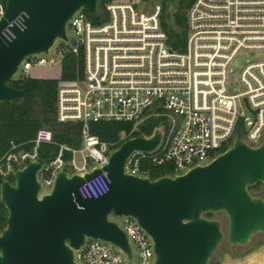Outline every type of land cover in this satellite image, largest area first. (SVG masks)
Listing matches in <instances>:
<instances>
[{"label": "built area", "instance_id": "2783aa9c", "mask_svg": "<svg viewBox=\"0 0 264 264\" xmlns=\"http://www.w3.org/2000/svg\"><path fill=\"white\" fill-rule=\"evenodd\" d=\"M162 11V3L147 13L134 1L122 0L99 11L98 24L84 9L69 21L72 45L69 51L59 49V67L74 55L82 58L83 74L71 85H60L57 120L82 124V146L61 147L57 159L45 163L38 175L40 196L46 188L53 189L62 171L69 177L84 176L93 170L91 163L106 167L111 155L138 138L135 133L152 119L164 121L156 131L162 134L161 143L151 153L134 152L125 164L126 175L150 179L151 168L168 167L169 177L176 178L209 165L237 140L252 148L264 143V0H195L187 11L185 52L170 49ZM4 12L0 3V18ZM28 18L21 13L2 35L14 41V28L25 30ZM49 54L26 59L17 80L30 78L35 69L55 68L56 60L43 58ZM245 56L253 60L236 73V63ZM114 122L131 124L133 129L120 133L111 144L91 134V124ZM53 142L51 130L39 129L31 152H12L0 159V176L8 181L18 170L38 162L40 147ZM65 152L72 153L70 162L64 161ZM77 155L82 156V167L76 164ZM111 185L103 172L79 193L84 200H98ZM119 227L128 238L132 258L110 243L87 239L75 252V262L131 264L137 256L135 264H155L153 241L137 221L125 218Z\"/></svg>", "mask_w": 264, "mask_h": 264}, {"label": "water", "instance_id": "95a60500", "mask_svg": "<svg viewBox=\"0 0 264 264\" xmlns=\"http://www.w3.org/2000/svg\"><path fill=\"white\" fill-rule=\"evenodd\" d=\"M101 0H7L0 18V103L20 102L25 95L11 86L23 62L31 56L49 54L57 41L68 43L67 26L80 10L99 14ZM154 0H140L148 6ZM172 15L178 0H165ZM28 15L26 28H14L9 42L3 30L17 16ZM162 134L135 138L123 144L103 169L69 177L62 171L49 194L40 196L38 175L45 161L30 163L14 174V183L4 181L1 203L8 211L7 227L0 235V264H77L87 239L100 240L132 251L124 231L112 218H132L154 244L155 264H209L222 243L244 247L264 234V198L250 189L264 188V143L252 148L242 140L212 163L186 175L158 180L125 174V164L134 152L155 151ZM107 172L110 192L98 200H84L79 189ZM225 214L223 223L206 216Z\"/></svg>", "mask_w": 264, "mask_h": 264}, {"label": "trees", "instance_id": "16d2710c", "mask_svg": "<svg viewBox=\"0 0 264 264\" xmlns=\"http://www.w3.org/2000/svg\"><path fill=\"white\" fill-rule=\"evenodd\" d=\"M122 0H101L100 12L109 3ZM195 0H178L176 10L172 15L167 14L165 0H162L163 11L161 24L168 36L170 49L176 52H185L188 41L187 31V11ZM5 7L7 0H0ZM96 24L100 23L101 16L93 18ZM83 74V61L74 55L67 56L63 63L59 78L38 79L27 78L14 80L11 86L25 92L20 102L0 103V159L9 153L31 152L34 148V140L37 132L41 128H47L53 133V144L42 145L39 149V158L46 163L57 159L61 147L72 150H79L82 146V124L81 123H59L57 120V97L62 83L75 82ZM164 125L162 119H152L147 121L135 133V137L151 138L157 129ZM133 129L127 123H97L91 124L90 130L93 136L98 137L104 143H115L122 132L130 133ZM16 148L13 150V148ZM63 159L65 162L72 160V153L65 152ZM168 167L151 168L150 179L155 181L164 177H169ZM9 182L14 183V178L10 177ZM4 182L0 176V235L7 227L8 211L1 203V186ZM263 187L262 184L250 189ZM253 194V193H252ZM255 197L264 198V192ZM211 219L212 214L206 216Z\"/></svg>", "mask_w": 264, "mask_h": 264}, {"label": "rangeland", "instance_id": "374dc122", "mask_svg": "<svg viewBox=\"0 0 264 264\" xmlns=\"http://www.w3.org/2000/svg\"><path fill=\"white\" fill-rule=\"evenodd\" d=\"M130 1H134L138 5V8L140 10L145 11L147 13H150L152 11V8L154 7L155 4L162 3V0H154L153 2H151L150 5L143 6L140 4V0H130ZM100 10L101 9L99 4V11ZM68 35L71 42L64 43L61 41H57L51 53L49 55L43 56V58L47 60H56L57 66L53 69H49V68L35 69V71L32 73L30 78L37 77V78H45V79L47 78L55 79L60 77L62 67H59V64L61 62L59 49L62 48L65 51H69L71 49L73 35L70 30L68 31ZM252 60H253L252 56H245L243 58H240L235 65L234 68L235 72L236 73L239 72L242 69V67L246 65L247 61H252ZM19 77L20 76L17 75L15 80H17ZM66 85H71V83ZM161 128L162 127L157 129V131L160 130ZM76 164L78 167L83 166V160L81 155L76 156ZM96 166L97 164L91 163V165L89 166V170L94 169ZM68 170L72 172V165L68 166ZM50 192L51 190L46 188L43 193L47 194ZM260 192L261 193L264 192L263 187H260L259 189H254L251 193L259 195ZM211 219L222 222L224 226V231L225 233H227L229 222L225 214L223 213L212 214ZM112 220L115 221L119 226L123 227L125 218H112ZM136 262H137V256L135 258V261L132 262L131 264H135ZM209 264H264V234H259L253 237L251 243L244 247L232 248L227 242V240H225L220 246L217 253L213 256Z\"/></svg>", "mask_w": 264, "mask_h": 264}, {"label": "crops", "instance_id": "0c3cea01", "mask_svg": "<svg viewBox=\"0 0 264 264\" xmlns=\"http://www.w3.org/2000/svg\"><path fill=\"white\" fill-rule=\"evenodd\" d=\"M37 78V77H36ZM38 79H45V78H38ZM47 79H50V78H47Z\"/></svg>", "mask_w": 264, "mask_h": 264}]
</instances>
